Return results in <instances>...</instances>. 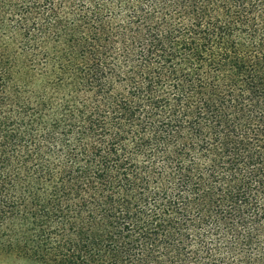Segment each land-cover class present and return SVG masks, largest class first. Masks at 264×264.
<instances>
[{"label":"trees","instance_id":"16d2710c","mask_svg":"<svg viewBox=\"0 0 264 264\" xmlns=\"http://www.w3.org/2000/svg\"><path fill=\"white\" fill-rule=\"evenodd\" d=\"M0 264H264V0H0Z\"/></svg>","mask_w":264,"mask_h":264},{"label":"rangeland","instance_id":"374dc122","mask_svg":"<svg viewBox=\"0 0 264 264\" xmlns=\"http://www.w3.org/2000/svg\"><path fill=\"white\" fill-rule=\"evenodd\" d=\"M0 260H5V258H3L2 256H0Z\"/></svg>","mask_w":264,"mask_h":264}]
</instances>
